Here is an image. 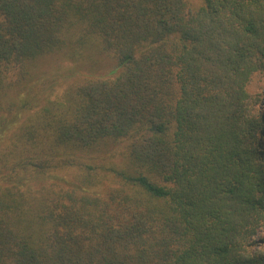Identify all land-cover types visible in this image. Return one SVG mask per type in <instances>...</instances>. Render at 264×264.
Segmentation results:
<instances>
[{"label":"trees","instance_id":"trees-1","mask_svg":"<svg viewBox=\"0 0 264 264\" xmlns=\"http://www.w3.org/2000/svg\"><path fill=\"white\" fill-rule=\"evenodd\" d=\"M261 82L264 0H0V264H264Z\"/></svg>","mask_w":264,"mask_h":264},{"label":"rangeland","instance_id":"rangeland-1","mask_svg":"<svg viewBox=\"0 0 264 264\" xmlns=\"http://www.w3.org/2000/svg\"><path fill=\"white\" fill-rule=\"evenodd\" d=\"M190 3H198L199 0H188ZM92 61L86 60L83 62H77V63H69L67 61L60 62V68H56L53 72L52 79L54 80L56 84L54 92H59L63 90L64 88H67L68 86H73L76 83H78L84 75H101L103 73H106L109 69H111L114 64V60L111 57H108L107 55H96V59H93ZM61 61V60H60ZM43 66H51V64H46ZM49 69H52L49 68ZM73 70V71H72ZM263 83L261 82L260 88H259V105L257 107V114L260 115L262 118H264V87ZM42 84V83H39ZM36 85V87H39L40 85ZM264 134V127L260 130L259 140H264L263 137ZM264 229V228H262ZM263 230H257L254 237L256 240H258L261 236Z\"/></svg>","mask_w":264,"mask_h":264}]
</instances>
